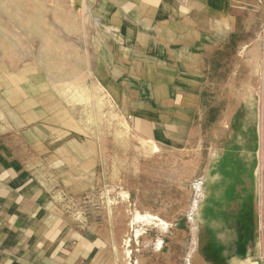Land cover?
<instances>
[{"label":"rangeland","instance_id":"obj_1","mask_svg":"<svg viewBox=\"0 0 264 264\" xmlns=\"http://www.w3.org/2000/svg\"><path fill=\"white\" fill-rule=\"evenodd\" d=\"M226 5L206 19L226 36L171 67L123 0H0L29 264H264V0Z\"/></svg>","mask_w":264,"mask_h":264},{"label":"crops","instance_id":"obj_2","mask_svg":"<svg viewBox=\"0 0 264 264\" xmlns=\"http://www.w3.org/2000/svg\"><path fill=\"white\" fill-rule=\"evenodd\" d=\"M217 1L224 6L217 5ZM123 2L127 6L125 18L133 24L135 18L146 20L147 27L140 23L134 35L146 38L148 51H156V57L162 60L161 64L164 66H196L203 59L196 52L211 49L212 44H216L217 40L220 42L226 36L221 34L215 37L214 34L217 33L211 30V24L206 19H211L213 13L224 14L228 8L227 0H216L214 8L210 6L213 5L212 0ZM131 5L137 6L136 11L132 10ZM132 12L134 13L131 14ZM163 92L171 93L172 89H164ZM8 182L0 177V264H29L27 252L31 246L28 220L30 208L21 202L19 193Z\"/></svg>","mask_w":264,"mask_h":264}]
</instances>
